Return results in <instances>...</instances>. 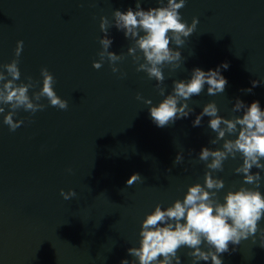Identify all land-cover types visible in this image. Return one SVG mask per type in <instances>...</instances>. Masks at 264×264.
<instances>
[{
	"label": "water",
	"instance_id": "water-1",
	"mask_svg": "<svg viewBox=\"0 0 264 264\" xmlns=\"http://www.w3.org/2000/svg\"><path fill=\"white\" fill-rule=\"evenodd\" d=\"M0 264H264V0H0Z\"/></svg>",
	"mask_w": 264,
	"mask_h": 264
}]
</instances>
